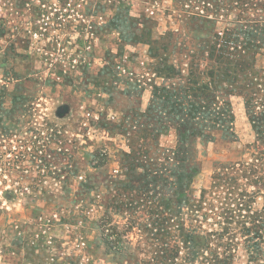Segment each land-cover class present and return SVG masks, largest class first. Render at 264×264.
Wrapping results in <instances>:
<instances>
[{
	"label": "rangeland",
	"instance_id": "1",
	"mask_svg": "<svg viewBox=\"0 0 264 264\" xmlns=\"http://www.w3.org/2000/svg\"><path fill=\"white\" fill-rule=\"evenodd\" d=\"M0 264H264V0H0Z\"/></svg>",
	"mask_w": 264,
	"mask_h": 264
},
{
	"label": "trees",
	"instance_id": "2",
	"mask_svg": "<svg viewBox=\"0 0 264 264\" xmlns=\"http://www.w3.org/2000/svg\"><path fill=\"white\" fill-rule=\"evenodd\" d=\"M211 92L212 91H210L207 85H202L196 89V92L193 93L191 97L178 96L177 93L173 95L167 93L163 97V100H161L157 94H153L148 112L149 114H164L176 127L179 140L175 154L179 155V160L182 163L188 161L195 162V159L193 160V152H191V140L192 138H197L202 135L201 130L205 125L211 128H214L215 125L225 127L229 115L231 116V110L226 108L227 104L218 106V97H215V93ZM189 97L197 102L183 104L182 101H187ZM199 101L202 102L199 103ZM233 121L234 120L231 119L229 123H233ZM188 178V173L184 172L179 179L181 182L179 189L182 190V192H180L182 197L185 196L189 186H187ZM167 204L170 206V202L167 201ZM167 211L169 217L163 220L166 223L171 219L177 218L178 216L176 214L181 213V208L174 210L168 207ZM181 232L184 233L186 230L182 228ZM186 237L192 239L191 242H193L192 237L189 235Z\"/></svg>",
	"mask_w": 264,
	"mask_h": 264
}]
</instances>
